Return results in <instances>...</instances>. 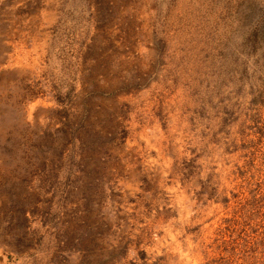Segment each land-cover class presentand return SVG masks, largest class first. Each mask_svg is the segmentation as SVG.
<instances>
[{
  "label": "rangeland",
  "instance_id": "obj_1",
  "mask_svg": "<svg viewBox=\"0 0 264 264\" xmlns=\"http://www.w3.org/2000/svg\"><path fill=\"white\" fill-rule=\"evenodd\" d=\"M0 264H264V0H0Z\"/></svg>",
  "mask_w": 264,
  "mask_h": 264
},
{
  "label": "trees",
  "instance_id": "obj_2",
  "mask_svg": "<svg viewBox=\"0 0 264 264\" xmlns=\"http://www.w3.org/2000/svg\"><path fill=\"white\" fill-rule=\"evenodd\" d=\"M222 231V229L220 228L219 230H218V232H221Z\"/></svg>",
  "mask_w": 264,
  "mask_h": 264
}]
</instances>
